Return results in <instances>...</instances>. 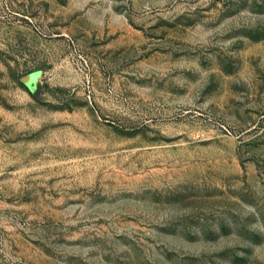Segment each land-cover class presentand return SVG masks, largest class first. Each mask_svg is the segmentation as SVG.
<instances>
[{
    "label": "rangeland",
    "instance_id": "obj_1",
    "mask_svg": "<svg viewBox=\"0 0 264 264\" xmlns=\"http://www.w3.org/2000/svg\"><path fill=\"white\" fill-rule=\"evenodd\" d=\"M0 264H264V0H0Z\"/></svg>",
    "mask_w": 264,
    "mask_h": 264
}]
</instances>
